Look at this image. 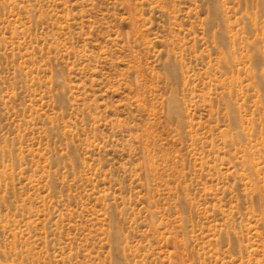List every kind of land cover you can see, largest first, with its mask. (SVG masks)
<instances>
[{
    "label": "rangeland",
    "instance_id": "374dc122",
    "mask_svg": "<svg viewBox=\"0 0 264 264\" xmlns=\"http://www.w3.org/2000/svg\"><path fill=\"white\" fill-rule=\"evenodd\" d=\"M0 264H264V0H0Z\"/></svg>",
    "mask_w": 264,
    "mask_h": 264
}]
</instances>
